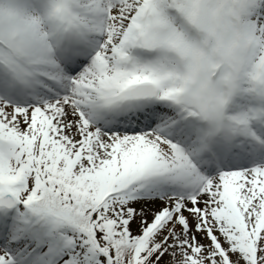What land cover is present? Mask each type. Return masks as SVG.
<instances>
[{
  "label": "snow or ice",
  "instance_id": "1",
  "mask_svg": "<svg viewBox=\"0 0 264 264\" xmlns=\"http://www.w3.org/2000/svg\"><path fill=\"white\" fill-rule=\"evenodd\" d=\"M0 264H264V0H0Z\"/></svg>",
  "mask_w": 264,
  "mask_h": 264
}]
</instances>
